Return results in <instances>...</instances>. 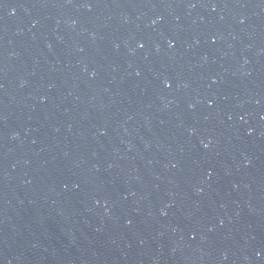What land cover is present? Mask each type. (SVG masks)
I'll return each mask as SVG.
<instances>
[{
    "label": "water",
    "instance_id": "obj_1",
    "mask_svg": "<svg viewBox=\"0 0 264 264\" xmlns=\"http://www.w3.org/2000/svg\"><path fill=\"white\" fill-rule=\"evenodd\" d=\"M0 264H264V0H0Z\"/></svg>",
    "mask_w": 264,
    "mask_h": 264
}]
</instances>
